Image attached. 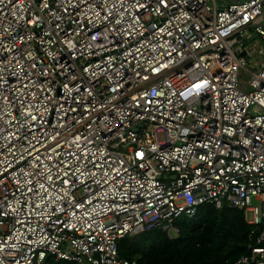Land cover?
<instances>
[{
  "label": "built area",
  "instance_id": "2783aa9c",
  "mask_svg": "<svg viewBox=\"0 0 264 264\" xmlns=\"http://www.w3.org/2000/svg\"><path fill=\"white\" fill-rule=\"evenodd\" d=\"M262 18L264 0H0V264H138L120 239L174 237L203 203L243 211L234 264H264Z\"/></svg>",
  "mask_w": 264,
  "mask_h": 264
},
{
  "label": "trees",
  "instance_id": "16d2710c",
  "mask_svg": "<svg viewBox=\"0 0 264 264\" xmlns=\"http://www.w3.org/2000/svg\"><path fill=\"white\" fill-rule=\"evenodd\" d=\"M178 234L170 237L161 226L119 240L120 257L138 264H234L251 244L244 212L203 203L194 216L176 219ZM57 264H78L61 259Z\"/></svg>",
  "mask_w": 264,
  "mask_h": 264
},
{
  "label": "rangeland",
  "instance_id": "374dc122",
  "mask_svg": "<svg viewBox=\"0 0 264 264\" xmlns=\"http://www.w3.org/2000/svg\"><path fill=\"white\" fill-rule=\"evenodd\" d=\"M262 20H264V18H262ZM242 78V81L244 82V84L242 85H246V82H247V75H244L241 77Z\"/></svg>",
  "mask_w": 264,
  "mask_h": 264
},
{
  "label": "snow or ice",
  "instance_id": "6c2138e0",
  "mask_svg": "<svg viewBox=\"0 0 264 264\" xmlns=\"http://www.w3.org/2000/svg\"><path fill=\"white\" fill-rule=\"evenodd\" d=\"M196 87H199V85H196Z\"/></svg>",
  "mask_w": 264,
  "mask_h": 264
},
{
  "label": "water",
  "instance_id": "95a60500",
  "mask_svg": "<svg viewBox=\"0 0 264 264\" xmlns=\"http://www.w3.org/2000/svg\"><path fill=\"white\" fill-rule=\"evenodd\" d=\"M248 246L246 245L245 248H247Z\"/></svg>",
  "mask_w": 264,
  "mask_h": 264
}]
</instances>
